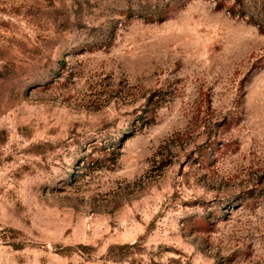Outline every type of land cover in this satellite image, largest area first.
Segmentation results:
<instances>
[{"label":"rangeland","instance_id":"1","mask_svg":"<svg viewBox=\"0 0 264 264\" xmlns=\"http://www.w3.org/2000/svg\"><path fill=\"white\" fill-rule=\"evenodd\" d=\"M0 264H264V0H0Z\"/></svg>","mask_w":264,"mask_h":264}]
</instances>
